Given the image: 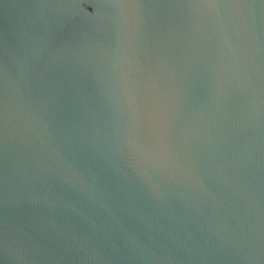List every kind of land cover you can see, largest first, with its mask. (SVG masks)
I'll return each instance as SVG.
<instances>
[{
  "label": "water",
  "instance_id": "1",
  "mask_svg": "<svg viewBox=\"0 0 264 264\" xmlns=\"http://www.w3.org/2000/svg\"><path fill=\"white\" fill-rule=\"evenodd\" d=\"M0 264H264V0H0Z\"/></svg>",
  "mask_w": 264,
  "mask_h": 264
}]
</instances>
